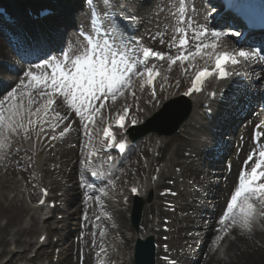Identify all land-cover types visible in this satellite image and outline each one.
Instances as JSON below:
<instances>
[{"label":"bare ground","instance_id":"1","mask_svg":"<svg viewBox=\"0 0 264 264\" xmlns=\"http://www.w3.org/2000/svg\"><path fill=\"white\" fill-rule=\"evenodd\" d=\"M14 1L15 4L11 3V5L16 10H20L19 6L22 3L36 4L39 2L38 0ZM208 1L209 0H185V19L187 20L191 18L195 24L204 23V17L208 15V7L205 3ZM58 2V5L60 4L62 6V11L58 18L53 19V24L56 31L55 33L65 42L64 48L69 47V45L75 48L85 43L83 38L79 35L81 30L95 36L96 33L93 29L91 18L88 17L87 19L88 8H91L87 4V0H58ZM94 3L99 9L103 7V0H93V4ZM177 3H180L181 6V0H143V2L139 3L137 17L140 28L138 32L140 31L144 45L151 43L152 45L157 46L160 51L170 52L171 54L175 52L174 48H169L168 46L170 42H173V37H176L175 42L178 43L180 34L176 32L175 29L178 26L187 27L186 24L178 23L180 10L176 8ZM91 11L92 8L90 12ZM105 11L106 10H104V12ZM214 22L215 21L212 19H208V23L211 26L217 27V24ZM65 24H76L78 25V28L70 29ZM34 31L35 30L33 29L31 32L33 33ZM188 34L191 39V29L188 30ZM151 37H156V39L153 40ZM160 39H163L165 43L160 44ZM22 41L23 43L26 42V40L23 39ZM226 43L227 45L233 46L236 44V40L225 37L223 38V45ZM47 50L49 49L47 48ZM13 54L11 46L0 35V58L9 62L7 65L4 64V62H1L2 64H0V98H3L8 91H11L12 88L16 87L20 79L24 78V71H26L31 65L39 63L41 59L38 58L37 60L36 58H31L28 60H34V62H28L27 60L21 62L18 61ZM58 54L59 53H55L52 55ZM14 63H21V66L18 65L14 67ZM244 63L246 64L245 68L248 75V81L251 84L248 82L245 83V85H242L243 83L241 80L236 78L235 83L237 87L234 88L233 91L236 93V101H240L239 106L235 105L236 102L222 104V107L218 111V116L220 117L218 125L223 123V126H226L228 123L232 124L233 121L237 119L236 116H238V113L236 111H239L240 107L245 106L248 108L247 113L242 117L238 124L239 128L243 122L239 137L232 139V151L234 150V154L228 162L226 160L225 163L221 165L210 162L212 156L217 154V152L213 150V147L217 146L219 149L224 148V139L217 135L212 137L215 135L212 131L218 125L206 128V126L199 123V120H201L199 113L200 110L194 100V102H191L192 108L190 116L180 124L181 128L179 133L173 135L171 139H167L159 144V155H154V157H150V155L147 156V160L143 165H138V161L134 157L129 158L127 163L118 171V176L115 179L117 182L120 181L122 176H125L127 173V166L133 169L134 174L140 175L138 171L146 169L149 158H151L152 161H159L160 158H162L165 149L173 150L176 148L171 152L169 158H167V164H163V170L161 172L163 178L167 177L166 179H170L169 176L175 173L174 165H186V162L188 161L190 167H192L194 162H199L200 166L198 169L196 171L194 169L192 172L197 175H194L191 180L182 179L183 185L186 184V186H183L184 191L182 192L184 202L182 205H184V207L181 208L182 211H184V215L181 216V219L184 217L188 218L187 214L190 210H199L198 214H194V217L197 215L199 216L198 223L196 224L198 236L195 238V242L197 240H202L203 246L201 244L198 249L194 246L196 251L193 255L186 254L185 264H220L216 257L218 251H213L216 237L222 235V233L218 231L221 228V225L218 223L219 218L222 215L227 200L230 198L231 192L234 190L235 184L238 182L237 174L243 160L253 147H259V144L264 143V138H261L259 142L252 138L253 132L257 130V125H259L258 130L264 132V102L262 100L264 79L261 78L264 76V61H244ZM239 84L240 86H238ZM168 89L165 88V90ZM131 92H134L135 96L131 95ZM176 93L177 92H174L173 87L170 94L165 96L161 95L162 100H167L168 98L175 96ZM122 98L135 102V105H132L135 108L141 105V108L144 109L147 115L157 109L155 104H151L150 98L144 96L143 91L140 94L136 89L134 86V80L132 88L129 92H126L125 97ZM145 98L149 100V104L144 100ZM242 98L245 99L242 100ZM162 100L160 103H162ZM112 107L115 106L112 104ZM130 109L131 111H134V108L130 107ZM57 111H59L61 115L69 114V119H72L73 129H71V131L58 142L56 147L49 149L48 153H45V151L42 150L38 155L33 157L29 153L19 152L13 157H8L6 152H9L8 150L10 147L4 149L3 152H0V156L3 157L0 158V246H2L0 249V259L6 253L8 256L6 261L3 259L0 260L1 264H28V262H25L29 257L26 255V252L34 247L36 243V241L32 240L34 232L37 230L39 231L37 234L38 237L45 226L47 228L46 230L52 232V225H57V223L52 224V222L40 224L38 220L40 209H34L28 204V202H26V198L30 200L35 195V190L32 184L35 180L29 179L30 168L32 167V165L30 167L28 166L29 162L33 164V167H35L37 172L41 171L44 173L43 177L46 182L54 184L57 188L56 190L64 191V202L68 205L67 211H61V213L64 214V219L61 221L63 227L62 229L55 231V233L60 235L59 242L56 244V246L61 248L58 264H90L98 243L96 238L90 234V229L93 226L91 220L92 213L93 216L100 215V210L111 213L121 224L120 228L116 229L115 227H111L109 222L102 221L109 226L112 233L120 232L123 237H125L127 233H130L131 229L128 227L127 221H124L121 212H119L120 209L118 207L115 208L114 206L111 207L109 204L103 205L99 193L94 196L93 207L89 209V211L87 210V206L79 201L80 194L84 190L81 188L82 186H79V182L85 180L83 173L79 169L77 170L76 166L80 158L81 146L84 143H90L93 134L89 132L88 134H82L85 130L79 123V117H76L66 105L63 107L58 106ZM103 117V110H101V114L95 118V123L91 126H97V124L102 121ZM44 129L52 130L48 124L44 125ZM57 129L58 128L55 129V133ZM34 130L40 131L39 123L35 126ZM22 137L23 135L14 136L11 143L15 141L20 142ZM222 137H225V135ZM177 140L179 142L176 145H172V143ZM153 141L155 144L157 138L154 137ZM227 142L231 143L230 137L227 139ZM208 146L212 147L211 151L208 150ZM186 151L189 153L187 156L185 155ZM142 152L144 154L146 153V155L149 154L146 145L143 146ZM47 161H52L54 165L60 163V166L54 171H50L51 167L50 165H46ZM169 166L173 168V171L166 174V171L164 170ZM197 172H200V174ZM115 181H113L111 185H114ZM179 186V184L175 183L174 188L176 187L177 189ZM193 191H196V193L194 194ZM96 197H99V200H97ZM160 199L163 198L156 196V201L148 205L146 209H154V205L156 202L158 204ZM165 200L172 202L171 198ZM177 208L179 209L180 206ZM26 215L30 216L28 220L24 219ZM167 216L169 217L170 215L166 214L165 217ZM69 226L71 227L69 228ZM236 231L235 227L229 230V232L234 234V238L227 240V245L225 246V249H228V251L232 250V247H235L236 249V256H234L235 258L232 264H264V246H252L254 239L255 242L256 239L264 241V231L253 232L251 235H247L245 232ZM132 234L134 236L143 235L141 230H136L132 232ZM181 234H183L182 231H180V235ZM251 236H253V240L250 239ZM226 237L227 235H224L223 239L220 241L225 240ZM233 240L242 243L240 248L235 246ZM163 241L165 243H168L169 241L170 244L173 243L171 246L172 250H169L167 255L169 258L177 259L180 252L177 249L174 237L172 239L162 240L160 244ZM7 243L9 244L6 249L5 247ZM125 244H128V241L125 240ZM12 245H15L17 248L16 253L13 252ZM178 246L181 247V245ZM20 249H22L23 253L20 252ZM42 249L43 248L40 247L38 251ZM159 253L162 255L165 254L163 252ZM38 254L44 255V252H38ZM125 256L130 257V253H126L123 249L121 258ZM123 264H131V260L128 261V263L124 262ZM158 264L163 263L159 260Z\"/></svg>","mask_w":264,"mask_h":264},{"label":"snow or ice","instance_id":"2","mask_svg":"<svg viewBox=\"0 0 264 264\" xmlns=\"http://www.w3.org/2000/svg\"><path fill=\"white\" fill-rule=\"evenodd\" d=\"M87 4L92 8L95 36L81 30L79 35L85 41L82 45L75 48L69 45L61 49L58 55H50L47 49L42 50L40 62L24 71V78L20 79L17 86L0 98V152L10 147L14 136L23 135L25 139H31L30 132L34 131L38 123L40 131L36 136L39 138L44 132L45 124L55 131L68 121L69 115H61L53 107L54 104L60 107L66 105L76 117H79V123L83 126L85 134H88L91 125L95 123V118L107 107L105 102L109 100L115 102L118 97H125V93L133 86L134 76L139 78L141 90L145 85L151 86L152 98H155L157 88L154 81L161 73L156 64L149 66L153 59L167 61L169 69L179 62L184 72L194 70L191 86L184 95L200 92L205 80L214 74L218 79H225L233 74L244 75L227 70L228 65L236 66L241 61H264L262 54L264 48L246 50L240 47L227 50L223 45V38L228 37L229 33L218 30L208 23L211 12L204 17V23L195 24L191 18L186 20L184 0H181L178 23L186 24L187 27H176L175 31L180 34L178 43L175 42L176 37H173V42L168 45L169 48L175 49V54L144 46L143 38L125 34L120 23L115 22V18L119 17L120 21L128 25L136 23L138 0H119L118 3L116 0H103L104 5H110L113 9L112 12H105L113 21L107 32L99 26V17L97 9L93 7V0H87ZM230 7L242 11L241 5L233 4ZM189 29L192 30L191 39ZM234 35L239 36L240 33ZM151 39L155 40L156 37ZM159 43L164 44L165 41L160 39ZM261 78L264 79V76ZM164 80L167 81L166 76ZM130 94L135 96L134 92ZM128 113L129 108L124 107L123 114H116L115 125L118 128L126 127L125 119ZM137 122L136 119L131 120L132 124ZM71 128L72 123L65 125L59 137H64ZM111 129V125L103 128V137L106 139L101 147L114 140ZM258 129L259 125L252 137L257 142L264 138V132ZM125 145L126 142L123 141L118 144L122 150ZM97 155H102L99 149L90 152L82 163ZM104 158L111 160L110 156ZM92 175L96 176L97 173L92 172ZM152 179L156 180L157 177L153 176ZM237 181L218 221L221 225L218 231L222 235L216 237L217 242L234 227L251 230L255 223L264 219V143L259 144V147H253L247 154L238 171ZM131 192L138 193V188L133 186ZM96 199L99 200V197ZM44 203V200H40L41 205ZM96 219L99 220L100 217L97 216ZM40 239L43 241L45 237L41 236ZM165 260L167 264V257ZM172 264L176 262L172 261Z\"/></svg>","mask_w":264,"mask_h":264},{"label":"rangeland","instance_id":"3","mask_svg":"<svg viewBox=\"0 0 264 264\" xmlns=\"http://www.w3.org/2000/svg\"><path fill=\"white\" fill-rule=\"evenodd\" d=\"M152 47V46H151ZM155 47H157V46H155ZM158 48V47H157ZM175 54V53H174ZM263 90H264V88H263ZM122 104H129V100L128 99H122V100H120V101H117L116 102V107H115V109H117L120 105H122ZM239 133L240 132H238L237 133V135H239ZM200 166V164H199V162H194V165L190 168V166L188 165L187 167H185V173H186V175H187V179H189V178H193V176L194 175H197V174H194V173H192L193 171H194V169H195V171L198 169V167ZM198 174H200V172H197ZM203 173V172H202ZM179 198V197H178ZM182 198V197H181ZM177 199V201H178V203H179V201L181 202L182 201V199ZM199 211V210H198ZM198 211H192V212H188V214H187V216H188V218H183L182 220H183V222H182V220L181 221H176L175 219H174V223H173V225L174 226H177V228L179 227V226H181V228H184L183 229V234H178L177 236H176V234H177V232H174V231H171V233H172V235L175 237L174 238V241H175V243L176 244H178V245H181V246H183V247H185V249H186V247H190V245L191 246H193V244H194V239H193V231H196V224L198 223V217L196 218V217H194V218H192L193 216V214H198ZM181 213H182V211L181 212H177V213H174L173 214V216L176 218V217H178V216H180L181 215ZM193 219V220H192ZM182 224H183V226H182ZM70 227V226H69ZM191 233V234H190ZM182 248V247H181ZM183 249V248H182ZM188 250V249H187Z\"/></svg>","mask_w":264,"mask_h":264}]
</instances>
